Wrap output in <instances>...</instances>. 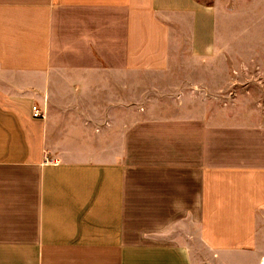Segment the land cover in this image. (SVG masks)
Masks as SVG:
<instances>
[{
  "label": "crops",
  "instance_id": "0c3cea01",
  "mask_svg": "<svg viewBox=\"0 0 264 264\" xmlns=\"http://www.w3.org/2000/svg\"><path fill=\"white\" fill-rule=\"evenodd\" d=\"M232 10L0 0V264H262L264 126L232 124L217 66Z\"/></svg>",
  "mask_w": 264,
  "mask_h": 264
},
{
  "label": "rangeland",
  "instance_id": "374dc122",
  "mask_svg": "<svg viewBox=\"0 0 264 264\" xmlns=\"http://www.w3.org/2000/svg\"><path fill=\"white\" fill-rule=\"evenodd\" d=\"M209 3L211 0H201ZM224 1V0H223ZM233 8L227 17L230 26L223 33L225 43L217 66L234 69V88L232 98L235 104L230 111L235 116L234 126H264V0H229ZM223 82L228 75H218ZM237 102V103H236ZM229 122V124L231 123ZM242 136V135H241ZM247 138L234 137L231 140H218L219 147H238V151L251 153ZM228 142L229 145L225 144ZM232 146V150L234 147ZM239 257V258H238ZM235 259L245 258L248 264L254 263V257L235 255ZM263 264V262H262Z\"/></svg>",
  "mask_w": 264,
  "mask_h": 264
},
{
  "label": "built area",
  "instance_id": "2783aa9c",
  "mask_svg": "<svg viewBox=\"0 0 264 264\" xmlns=\"http://www.w3.org/2000/svg\"><path fill=\"white\" fill-rule=\"evenodd\" d=\"M33 117L36 119H44L46 117V112L40 110L37 106L32 107Z\"/></svg>",
  "mask_w": 264,
  "mask_h": 264
},
{
  "label": "bare ground",
  "instance_id": "6f19581e",
  "mask_svg": "<svg viewBox=\"0 0 264 264\" xmlns=\"http://www.w3.org/2000/svg\"><path fill=\"white\" fill-rule=\"evenodd\" d=\"M263 264H264V259H263Z\"/></svg>",
  "mask_w": 264,
  "mask_h": 264
}]
</instances>
